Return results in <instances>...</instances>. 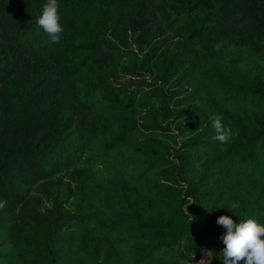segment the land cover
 <instances>
[{
	"label": "trees",
	"instance_id": "trees-1",
	"mask_svg": "<svg viewBox=\"0 0 264 264\" xmlns=\"http://www.w3.org/2000/svg\"><path fill=\"white\" fill-rule=\"evenodd\" d=\"M45 2L0 0V264H223L217 217L264 224V0H58V43Z\"/></svg>",
	"mask_w": 264,
	"mask_h": 264
},
{
	"label": "clouds",
	"instance_id": "clouds-1",
	"mask_svg": "<svg viewBox=\"0 0 264 264\" xmlns=\"http://www.w3.org/2000/svg\"><path fill=\"white\" fill-rule=\"evenodd\" d=\"M58 8V0H46L37 19L38 25L54 43L59 42L60 34L64 30L59 22ZM216 47L219 48L220 45ZM212 126L215 130L214 139L221 144L228 143L232 137V129L225 127L221 116L213 118ZM6 203L0 200V209ZM216 223L224 229L220 236L224 245L221 249L223 264H264V224L259 223L253 216L240 217L237 222L228 215H220Z\"/></svg>",
	"mask_w": 264,
	"mask_h": 264
},
{
	"label": "rangeland",
	"instance_id": "rangeland-1",
	"mask_svg": "<svg viewBox=\"0 0 264 264\" xmlns=\"http://www.w3.org/2000/svg\"><path fill=\"white\" fill-rule=\"evenodd\" d=\"M209 261V253L208 251H204L201 255V258L199 261L197 262H192V263H189V264H204V263H207Z\"/></svg>",
	"mask_w": 264,
	"mask_h": 264
}]
</instances>
